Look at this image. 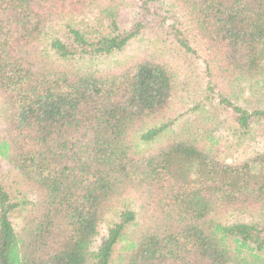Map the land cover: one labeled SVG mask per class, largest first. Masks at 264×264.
I'll return each mask as SVG.
<instances>
[{"label": "trees", "instance_id": "1", "mask_svg": "<svg viewBox=\"0 0 264 264\" xmlns=\"http://www.w3.org/2000/svg\"><path fill=\"white\" fill-rule=\"evenodd\" d=\"M117 2L0 0V264H264V154L226 163L218 141L198 140L192 124L173 132L164 118L177 65L137 57L101 72L74 64L161 33L173 54L199 49L227 81L264 83V0H172L173 10L136 0L128 30ZM88 12H103L107 30L90 37L66 28L63 40L42 41L59 18ZM219 100L243 134L264 123V109ZM122 197L133 206L101 238ZM232 215L261 221L228 223Z\"/></svg>", "mask_w": 264, "mask_h": 264}, {"label": "rangeland", "instance_id": "2", "mask_svg": "<svg viewBox=\"0 0 264 264\" xmlns=\"http://www.w3.org/2000/svg\"><path fill=\"white\" fill-rule=\"evenodd\" d=\"M111 1L114 0H99L98 5L101 9H104ZM123 1V11H120L118 19L119 23H122L125 28L123 30H128L131 23L138 18L137 7L139 3L136 0ZM158 1L164 10L172 8V0ZM119 2L120 0H118L117 6H120ZM173 13L175 14V12ZM105 22L103 12L98 16H95L92 12L82 16L67 15L53 23L48 35L42 41L47 44L50 38L54 37L63 40L67 31L66 28H72L94 37L98 32L107 30L104 29ZM187 39L189 44L194 46L193 38ZM172 40V37L168 40L161 33L144 35L129 41L121 52L113 53L107 57L102 56L84 61L76 60L74 64L81 69L101 72L137 57L162 61L171 66L177 65L180 68L178 91L172 102L173 109L170 115L164 118V120L170 119L173 122L171 127L173 132H177L181 125L192 124L194 128H198V140L205 142L206 135H209L218 141L216 146L221 152V158L226 163L242 164L243 161L249 160L257 154H264V123H252L249 131L243 134L244 131H240L239 127L234 124L230 111L219 103V95L221 94L233 105L239 106L247 112L256 109L262 110L264 109V83L253 82L252 80L236 81L230 79L227 81L218 75L216 70L214 72L204 65V57L199 49H196V54H187L184 57L178 53L173 54L171 49L175 45ZM207 70H211L210 76L207 74ZM208 87L213 88L212 93L209 92ZM208 95L210 97L206 100L204 97ZM2 127L0 121V136ZM1 166L2 171L7 173L8 166L4 163ZM9 178L12 180L13 176L9 175ZM132 202L131 198L122 197L113 206L109 207L99 229L101 238L105 237L107 230L117 223L118 213L125 206H133ZM258 216L232 215L228 218V223H258L261 221ZM12 225L16 233L20 232L22 214L12 220Z\"/></svg>", "mask_w": 264, "mask_h": 264}]
</instances>
